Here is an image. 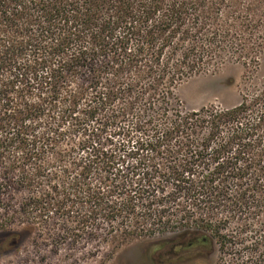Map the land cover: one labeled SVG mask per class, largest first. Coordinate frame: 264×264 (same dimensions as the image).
<instances>
[{"label": "trees", "instance_id": "trees-1", "mask_svg": "<svg viewBox=\"0 0 264 264\" xmlns=\"http://www.w3.org/2000/svg\"><path fill=\"white\" fill-rule=\"evenodd\" d=\"M262 51L264 0H0L1 242L176 233L210 253L245 228L264 264V82L234 106L173 104Z\"/></svg>", "mask_w": 264, "mask_h": 264}, {"label": "rangeland", "instance_id": "rangeland-1", "mask_svg": "<svg viewBox=\"0 0 264 264\" xmlns=\"http://www.w3.org/2000/svg\"><path fill=\"white\" fill-rule=\"evenodd\" d=\"M263 82L264 51L259 54L256 63L249 64L226 55L209 71L179 84L174 92L173 104L184 110L207 105L234 106L244 94L260 89ZM249 231L245 228L235 231L237 238H232L226 252H221L219 245L215 244L210 253L208 249H182L179 246L173 250L174 240L180 236L176 233L134 239L116 249L113 243H109L102 246L99 252L91 244L87 248L79 245L70 249L64 246L54 251L51 244L38 246L34 235L24 233L21 244L11 246L0 240V264H258L251 240H248Z\"/></svg>", "mask_w": 264, "mask_h": 264}, {"label": "flooded vegetation", "instance_id": "flooded-vegetation-1", "mask_svg": "<svg viewBox=\"0 0 264 264\" xmlns=\"http://www.w3.org/2000/svg\"><path fill=\"white\" fill-rule=\"evenodd\" d=\"M176 248H175V246H174V248H173V250H175Z\"/></svg>", "mask_w": 264, "mask_h": 264}]
</instances>
